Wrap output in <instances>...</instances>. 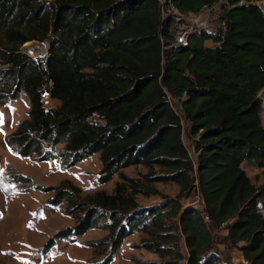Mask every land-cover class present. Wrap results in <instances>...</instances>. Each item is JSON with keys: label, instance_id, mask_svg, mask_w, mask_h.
Here are the masks:
<instances>
[{"label": "trees", "instance_id": "obj_1", "mask_svg": "<svg viewBox=\"0 0 264 264\" xmlns=\"http://www.w3.org/2000/svg\"><path fill=\"white\" fill-rule=\"evenodd\" d=\"M169 1L180 13L222 1L215 34H194L179 51L163 55L160 37H171L168 21L160 24L157 0H0V102L22 92L29 104L3 144L20 157L60 162L61 168L98 153L97 181L119 179L111 193L97 190L82 203L68 180L44 186L13 174L15 183L51 191L44 203H64V214L73 218L40 246L43 255L58 238L75 242L87 229L101 228L107 233L89 245L107 252L89 264H109L123 238L142 230L150 238L132 247L172 257L138 264H177L178 229L186 264H217L213 231L221 228L225 248L264 264V187H255L241 166L264 167V6L257 0ZM45 39L42 58L19 50ZM43 92L59 105L45 109ZM169 97L180 100L181 116ZM182 119L195 160L182 141ZM130 165L147 171L131 178L122 172ZM155 182L176 184L177 196L139 207L136 195H160ZM191 188L200 208L180 202ZM171 217L177 221L166 223ZM226 260L221 264H234Z\"/></svg>", "mask_w": 264, "mask_h": 264}, {"label": "rangeland", "instance_id": "obj_2", "mask_svg": "<svg viewBox=\"0 0 264 264\" xmlns=\"http://www.w3.org/2000/svg\"><path fill=\"white\" fill-rule=\"evenodd\" d=\"M40 1L47 3L49 0ZM221 3L222 1H218L210 7H203L198 12L192 13L195 15L193 19L201 20V24L205 25H201L199 29L193 28V34H199L201 31L211 36L215 34L218 28L217 15ZM256 3L264 6L262 0H257ZM45 40L25 42L19 50L30 57L42 58L47 51ZM205 44L211 45L212 43L207 40ZM259 96L263 101L259 114L264 116V88L259 92ZM42 103L45 109L59 105L57 100L50 98L45 92L42 94ZM170 104L176 112H179V102L170 98ZM28 108L27 97L22 92L15 99L0 102V264H89L99 261L106 254V247L89 244L98 242L102 238L106 230L101 228H91L88 233L81 235L80 239L76 238L75 242L58 238L47 254L40 253L38 249L49 237L73 225V218L64 214V203L56 207L44 203L52 195L51 191L40 192L27 188V184L15 183L11 177L13 174L26 175L44 186H56L60 181L68 180L78 188V200L82 203L86 196L97 190L111 193L115 182L119 179L113 175L105 183L97 181L100 169L97 153L77 162L72 167L61 168L60 162H35L9 150L3 144L2 139L15 129L19 121L26 118ZM181 124L183 144L190 158L195 160L196 152L193 149L192 140L187 136L188 124L183 119ZM241 166L255 187H264V167L252 166L246 162H243ZM146 171L147 168L143 165H131L122 169L125 175L134 179H140ZM155 187L160 195L145 197L138 194L136 195L138 206L162 204L167 199L177 196L178 187L172 182H157ZM180 202L184 206L191 203L198 205L196 190L191 188L187 197H180ZM75 209L73 210L76 213ZM260 212L264 217V208L260 209ZM76 214L82 215L83 211H78ZM170 221L167 218L165 220L166 223ZM221 230L219 228L213 231V250L219 255L217 264L227 261V258L230 259V250L225 248L218 238ZM120 252L121 255L115 264H138L139 261L135 258L133 248L129 250L126 248L124 251L121 248Z\"/></svg>", "mask_w": 264, "mask_h": 264}, {"label": "built area", "instance_id": "obj_3", "mask_svg": "<svg viewBox=\"0 0 264 264\" xmlns=\"http://www.w3.org/2000/svg\"><path fill=\"white\" fill-rule=\"evenodd\" d=\"M157 2H158V14H159V19H160V24L162 25L165 21H168V30H169V34L171 37L170 40H164L162 37H160L162 54L164 55L169 50H175L177 48H181L186 45L189 35L194 33L192 32L193 28H196L192 26L191 24V21H192L191 19H193L195 15H193L192 12H187V13L178 12L171 5L169 0H157ZM187 24H189V26ZM189 30L191 32L187 33V31ZM164 50H166L165 53H164ZM170 98L179 102V112H176V113L181 116L180 100H183L184 96L181 97L180 100L173 98V97H169V102H170ZM189 205L196 207V208L201 207L200 202L198 203V205L194 203H191ZM204 219H207V217L204 216ZM234 264H250V262L246 260L245 258H243V256H240Z\"/></svg>", "mask_w": 264, "mask_h": 264}, {"label": "crops", "instance_id": "obj_4", "mask_svg": "<svg viewBox=\"0 0 264 264\" xmlns=\"http://www.w3.org/2000/svg\"><path fill=\"white\" fill-rule=\"evenodd\" d=\"M207 40L204 41V44ZM206 45V44H205ZM260 115V114H259ZM260 120H261V124L262 126L264 127V116L260 115ZM95 154V153H94ZM98 155V153H97ZM88 158V157H87ZM83 160V159H82ZM131 166V165H130ZM129 167V166H127ZM126 168V167H125ZM124 169V168H123ZM109 181V180H108ZM157 183V182H155ZM155 183H154V187H155ZM161 183H164V182H161ZM156 188V187H155ZM157 189V188H156ZM158 190V189H157ZM159 203H156V204H151V205H144V206H139V207H149V206H155V205H158ZM161 204V203H160ZM182 206H184L182 204ZM167 219H170L171 221H177V217H171V218H167ZM164 220H166V218H164ZM91 229V228H90ZM90 229H87L84 233H88V231ZM105 230V229H103ZM107 233V230L105 232V234ZM177 233L179 234V238L177 240V245H176V248L178 250V253L180 254V258L178 259L177 261V264H180V263H184L186 264V257H187V251H186V247L184 245V240H183V236L180 235V232L179 230L177 229ZM221 235L222 234H225V230L222 229L220 231ZM104 234V235H105ZM103 235V236H104ZM102 236V237H103ZM82 237V236H80ZM132 237H135L134 239ZM150 237L149 235L145 232V231H142V230H134L131 234L127 235L126 237L123 238L122 242H121V245L118 247V249L114 252V255L111 259V261L109 262V264H115L116 263V260L117 258L121 255V252H120V249L122 248V251H124V249L127 248V250H129L130 248H133L134 251H135V255H136V259L139 261V262H144V261H153V262H160V261H163V260H168L170 259L172 256L170 254H166L162 257H159L156 253L154 252H151L143 247H132V244H138L140 243L141 241L143 240H148ZM78 239H80L78 237ZM167 245H172V242H167L166 243ZM229 255H230V262L232 263H235L236 260H238V258L241 255V252L237 249H230V252H229Z\"/></svg>", "mask_w": 264, "mask_h": 264}, {"label": "bare ground", "instance_id": "obj_5", "mask_svg": "<svg viewBox=\"0 0 264 264\" xmlns=\"http://www.w3.org/2000/svg\"><path fill=\"white\" fill-rule=\"evenodd\" d=\"M191 24H192V26H194V27H196V28H201V20L199 21V20H196V19H192V21H191ZM202 26H205V25H202ZM190 33L191 31L189 30V31H187V33ZM37 48H35V50H36Z\"/></svg>", "mask_w": 264, "mask_h": 264}, {"label": "water", "instance_id": "obj_6", "mask_svg": "<svg viewBox=\"0 0 264 264\" xmlns=\"http://www.w3.org/2000/svg\"><path fill=\"white\" fill-rule=\"evenodd\" d=\"M239 3H242V1H240ZM202 33H204V31H201L199 34H202ZM194 34H190L189 35V38L190 37H192ZM211 35V34H210ZM45 44H46V46H48V39H46L45 40ZM181 48H177V49H175L174 51H179Z\"/></svg>", "mask_w": 264, "mask_h": 264}]
</instances>
